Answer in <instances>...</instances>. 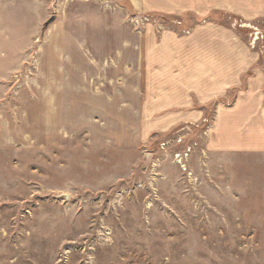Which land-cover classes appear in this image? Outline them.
I'll return each mask as SVG.
<instances>
[{"label":"rangeland","instance_id":"374dc122","mask_svg":"<svg viewBox=\"0 0 264 264\" xmlns=\"http://www.w3.org/2000/svg\"><path fill=\"white\" fill-rule=\"evenodd\" d=\"M263 100L264 0H0V264H264Z\"/></svg>","mask_w":264,"mask_h":264},{"label":"crops","instance_id":"0c3cea01","mask_svg":"<svg viewBox=\"0 0 264 264\" xmlns=\"http://www.w3.org/2000/svg\"><path fill=\"white\" fill-rule=\"evenodd\" d=\"M223 59V57L222 60L220 58V66L218 69H222ZM229 64H231L230 61ZM229 70L236 71V66L233 68L229 67ZM241 103H243V101H235L231 107L227 108L225 112L223 111V121V112L221 114L219 113L221 125L216 139L217 142L215 143L217 144V150L220 152H232L251 150L255 147L264 152V116L258 115L256 118H250L252 113L247 115V111L242 110L243 105ZM262 104H264V100ZM254 122L258 125V128H256L258 134L255 137L252 135L255 131L253 128Z\"/></svg>","mask_w":264,"mask_h":264}]
</instances>
